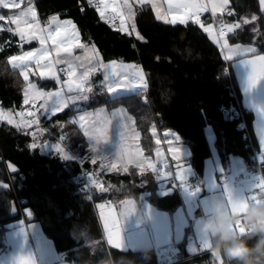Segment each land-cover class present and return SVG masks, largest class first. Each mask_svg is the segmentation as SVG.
Here are the masks:
<instances>
[{
    "label": "trees",
    "instance_id": "obj_1",
    "mask_svg": "<svg viewBox=\"0 0 264 264\" xmlns=\"http://www.w3.org/2000/svg\"><path fill=\"white\" fill-rule=\"evenodd\" d=\"M29 2L25 0L22 7L28 6ZM86 2L36 0L35 6L43 17L58 14L72 18L83 39L95 42L104 59L134 61L146 71L148 80L147 89L117 96L105 95L95 103H88L87 108H126L135 120L140 133L139 144L150 161L160 144L156 141L160 140L162 131H174L179 138L177 142L185 146L183 161L193 168L192 177L196 180H203L206 161L214 153L224 167L229 165L232 156H241L252 171L257 170L252 148L239 127V119L230 121L225 113L226 108L236 106L232 82L240 99L230 61L200 25L191 20L186 24L165 23L157 19L151 4L135 3L133 23L139 34L137 37L108 25L100 18L95 6L82 7ZM230 8L232 15L222 14V20L227 24H240V28L227 34L230 41L254 44L257 52H264L261 0H230ZM15 10L9 9V12ZM253 16L255 20H252ZM245 20L249 23L245 24ZM203 21L208 24L211 19L208 17ZM0 28H3L0 30V106L22 112L27 107L24 102L27 82L20 75V69L8 64V59L33 48L36 42L22 41L13 31L7 30H14L15 26L6 21H0ZM37 79L33 76L30 80ZM39 81L46 86L54 84L42 78ZM245 114L253 141L258 146L252 129L253 113L245 110ZM69 116L66 111L52 117L43 116V119H47L54 130L66 132L67 146L83 159L82 164L66 152L67 158L61 156L46 133H39L35 138L29 128L0 120V252L6 245L9 223L24 218L26 222H39L55 249L75 264H100L109 254L117 259L125 257L135 264H159L153 248L125 250L109 245L97 205L133 199L174 211L181 203L180 191L161 195L159 183L164 177L158 170L146 168L141 173L130 164L127 172H105L99 164H93L87 143L77 125L68 120ZM208 129L214 135V142L210 143ZM47 140L51 145L46 143ZM34 144L36 147H32ZM45 144L48 147L43 150ZM261 167L264 173V163ZM83 170L93 172L102 180L100 183L106 185L107 191L93 186L91 194L82 190L84 183L75 178ZM82 226L92 238L89 243L73 238V230ZM238 238L249 246H254L258 239L250 232ZM144 253L149 259H144ZM211 253L208 250L181 256L188 258L174 264H225L223 259L215 260Z\"/></svg>",
    "mask_w": 264,
    "mask_h": 264
},
{
    "label": "snow or ice",
    "instance_id": "obj_2",
    "mask_svg": "<svg viewBox=\"0 0 264 264\" xmlns=\"http://www.w3.org/2000/svg\"><path fill=\"white\" fill-rule=\"evenodd\" d=\"M24 0H0V9H18L20 10L18 14H14L10 17H5V15L0 14V21H6L11 25L15 26V29L8 28V31H13L14 35H18L22 41L31 42L33 40H38L40 47L34 51H27L23 55L13 56L8 59V64L12 68L20 69V75L23 77L25 82L29 81V62H34L37 68L46 69V71H40L39 75L41 78H54L58 83L60 82V75L55 70V66L58 64H67V79L63 81V84L67 87L69 93H77V95L69 96L65 99L62 95V91L57 92H42L37 90L36 85L33 83H28L27 87L24 89V102L29 104L30 102L35 107V100L38 98L44 99V104L40 105V108L45 112H51L53 115L62 110L64 107H67L69 101L75 100H87L88 96L85 93H90L92 88L89 86V76L91 73H94L98 68H105L108 65H105L103 62L98 61L97 67L87 68L80 76H77L76 70L73 68L71 62L67 59H62L61 54H65L68 57L73 55L74 48H87V45L79 42V33L76 29V26L70 20L60 21L59 17L54 16L49 19L48 25L42 27L37 16V12L34 6L29 2L27 7L22 8ZM90 3L93 0H89ZM140 4L152 3L153 9L156 11L157 19L163 20L165 23L171 24H186L189 20L200 25L203 30L209 34V37L213 39L214 43L220 44L222 50L228 49V53L225 55L226 60H231L233 58V53L240 55L242 54L240 49H231L228 48V42L225 38L226 33H232L234 29L240 28L239 23H229L227 25H222L220 30L214 31L212 25L207 27L201 22L200 14L209 10L208 3L205 0H167L169 11L172 12L171 17L161 13L160 9L156 6L153 0H137ZM229 0H219V2H212L211 11L213 16L216 15L217 9L221 12L225 10ZM261 4L264 5V0H261ZM123 7L128 9V14L125 16L124 12L119 10L116 6L114 0L112 3L109 0H99V4L96 6V10L102 20L106 23H110L115 26V22L119 19V31L127 32L128 31V20L134 18L135 13L132 11V4L129 0H123ZM109 9L111 10L112 15H108ZM173 9L175 10L173 12ZM229 15H232L231 12H228ZM256 17L253 16L252 20H255ZM245 24L249 23L248 20L244 21ZM55 24V31H52L51 26ZM132 29L135 30V24L131 25ZM3 30V28H0ZM51 41L52 48L49 50L46 45ZM52 52L56 53V56L49 61V57ZM243 52H252L255 53L254 48L244 49ZM98 53L95 52L93 46V55L88 57L89 62L98 58ZM79 59V57H76ZM44 61L42 64L41 62ZM246 65H250V72L248 75V87H255L257 82L261 79H264V56H254L252 59L242 60ZM116 61L111 62V66H115ZM59 71H65V69H60ZM107 79V77H105ZM127 80V77L123 78ZM142 79V77H141ZM142 87V85H139ZM124 87L123 81L116 85H109L108 91L115 92ZM55 97V100L51 104V107L48 106L49 100H52ZM261 112L264 113V109H261ZM18 115L24 117L25 115L33 117L36 114L32 111L27 113L21 112ZM7 119L8 123H13L11 114L8 117H5L3 110L0 109V120ZM87 117L81 116V128H84L85 123L87 122ZM38 120H29L26 123L31 125L36 123ZM112 121L107 120L104 122L103 126L100 128H87L85 129L84 134L89 137L90 140L94 141V146L92 147L93 152H97L98 147L95 145H101V142H106L109 139V126ZM262 130H264V121L261 122ZM125 127L124 124L119 123V130ZM153 135H155V129H153ZM165 137L173 136L176 141H179V138L175 136L172 132H165ZM61 140H64L65 137L61 136ZM120 139L123 140V133L120 132ZM157 144L160 143V140L156 141ZM171 145L172 141H168ZM264 144V141H262ZM36 147V145H32ZM55 150L64 158H67L65 153V148L60 145H55ZM169 152H171L173 159L179 160L181 148L178 147H169ZM159 155V153H157ZM103 155H97L93 157L92 163L97 162V158H102ZM115 158L120 161L121 169L124 172L128 171V164L132 163L137 167L141 173H143L146 168L156 171L155 165L148 160L143 158L139 150L136 152H129L124 147H121L120 151L115 155ZM261 162L264 163V156H261ZM103 166V165H102ZM117 165L112 163L109 170L116 169ZM15 169H13L14 171ZM223 171V170H221ZM186 174L191 175L190 169L179 168L176 172V179L180 181V186L190 197H195L201 192L200 186H189L186 182ZM167 175H171L170 173ZM159 176V174H158ZM89 180L92 185H95L100 188L101 191H107L106 188H103L99 185L97 179L93 175H89ZM210 191H214L217 188H221L220 195L213 196L212 199L205 201V211L207 213H215L221 208H230L234 214L243 215V210L247 207V203L250 200L259 202L261 198H264V176H257L254 178L250 184L246 187H242L240 190H235L230 185L229 181L222 177V182L217 184L212 178L207 185ZM128 206H133L134 202L124 201ZM101 209L100 216L103 220V227L106 233L107 243L116 249H123V241L121 234V227L119 219L116 218L109 207L107 215L104 212L105 205H97ZM151 210L149 209V212ZM30 214V213H29ZM240 226L237 225V228ZM201 247L203 250H210V241L206 236H200ZM212 255V253H211ZM12 264H36L35 259L31 253H23L13 257Z\"/></svg>",
    "mask_w": 264,
    "mask_h": 264
},
{
    "label": "crops",
    "instance_id": "obj_3",
    "mask_svg": "<svg viewBox=\"0 0 264 264\" xmlns=\"http://www.w3.org/2000/svg\"><path fill=\"white\" fill-rule=\"evenodd\" d=\"M109 2L112 3L113 0H109ZM129 2L130 3L132 2V11L135 13V6L133 5L135 0H129ZM205 2L208 3L209 10H211L212 2L218 3L219 0H205ZM148 4L152 5V3H148ZM160 5L165 10L166 12L165 15L170 18L172 12L169 11L167 0L160 1ZM34 8L37 12L38 20L42 27L47 26L49 19L54 16L59 17L60 21L70 20L76 26V29L79 33V42L87 45V48L85 49L74 48L73 54L76 53L77 56H82L80 57L81 59L78 62L74 61V59L67 58V60L71 62L73 68L76 70L77 76H80L87 68L97 67L98 61H101L105 65H108V67L98 68L96 72L90 74L89 86L92 88V91L90 92L92 97H98V96L103 97L105 95L117 96L121 94H126V93H131L134 91L147 89L148 87L147 74L140 64H137L134 61L124 60L122 58L112 59V60L104 59L102 56V53L99 51V48L97 47L95 42L86 41L83 39V36L77 24L74 22L72 18L61 17L58 14H53V15L46 17V23L42 24V22L39 19L40 14L38 13L36 6H34ZM262 9L264 10V5H262ZM19 11L20 10L17 9L13 12H9L8 17L14 14H18ZM110 11L111 10L109 9L108 14ZM126 11L128 13L127 8H126ZM174 11L175 10L173 9V12ZM228 12H232L230 8V0H229V4L227 5V7L225 8L223 12L217 9V13L214 16L215 18L214 21H211L208 24H204V21L202 23L204 24L205 27H207L208 25H212L213 30L216 31V23L222 20L221 15L228 13ZM131 23L133 24V19L131 20ZM55 27L56 25L52 24L51 26L52 31H55ZM135 30H136V27H135ZM135 30L132 29L131 31L128 30L127 32L134 33L138 37L139 34L137 30L136 32ZM33 41L36 42L35 46L29 50H26L25 52L34 51L35 49L40 47L38 40H33ZM93 46H94L95 52H97L99 55L96 60H93L90 63L88 60V57L93 55ZM46 47L49 50H51L52 48L51 41L47 43ZM237 48L241 50L242 54L240 55L234 54L233 57L236 58V61L234 62L233 65H230L231 71L233 75L235 76V80L239 88L240 102L243 108L246 111H250L253 113L252 129H253V132L256 138V142L258 143V146L264 147V144H262V141H264V131L262 130V126H261V122L264 121V113L261 112V109H264V79L259 80L257 84L255 85V87L249 88L248 87V75L251 70L250 65H246L242 62V60L252 59L254 56H264V52H257L258 48L254 46V44H250V43H241V42L236 43L233 49H237ZM248 48H254L255 53L243 52L244 49H248ZM222 51L225 56L227 54L226 49H223ZM25 52L16 54L13 56H20V55H23ZM55 56H56V53L52 52L51 56L49 57V61H51ZM63 56H65V54L62 53L61 57ZM112 61H116V65L114 67L111 66ZM41 63L43 64L44 61H42ZM60 67L67 68L68 65L67 64L56 65L57 72H58V68ZM118 67L121 69L117 70ZM28 69L29 70L35 69V71L37 72V75H39L40 71H42L41 69L39 70V68L37 69V66L35 65L34 62H29ZM105 77H107V79H105ZM124 77H127V80H124L123 79ZM42 79L47 80V78H42ZM122 81L124 84L123 88L115 92H111V93L108 91L109 85H116V84L121 83ZM139 85H142V87H140ZM50 86H55V83L49 85L48 87ZM48 106L51 107L49 102H48ZM87 106H88V103L81 102L78 106L77 111L74 112V114H70V116L68 117V120L74 123L75 125L79 124L78 120L80 121V117L81 116L86 117V114L89 112L88 110L91 109V108H87ZM71 108H72V105L71 107L69 105V108L65 110H61L53 115L50 111L49 112L43 111L39 106L40 111H42L40 115L46 116V117H52V116H55L57 114H60L66 111L68 112V109L71 110ZM92 108H96V110H98L97 114L99 115V118H98L99 122L97 124L94 123L95 124V125L93 124L94 127L92 125L88 128L102 127L103 123L101 124V126H99L100 118L101 117L105 118L107 115L110 116L111 118L113 117V115H115L117 117V121H116L117 124L122 123L125 125V127L119 130L120 132L123 133V140L121 139L119 140L120 145H117V147H112V144L109 143L111 139L110 132H109V139L106 141L108 144L106 142H101L102 143L101 145H95L96 147L99 146L98 149L101 154H98L97 152H93L91 149H89L90 143L92 142V140L88 139L89 137L84 134L85 137L88 139V142H90L88 146V150H89V158L91 161L93 157H97V155H103L102 158H97L96 163L99 164V167L103 168L105 172H110V171L112 172L115 169L109 170L110 167H107L105 163H107V161H110L112 159L114 160L115 154H117L120 151L121 147H124L127 151L133 152V153L139 150L142 154V157L147 158L144 154L143 149L141 148L139 144L140 133L136 128L135 120L133 116L127 111L126 108L115 107L113 109H109L106 106H98V107H92ZM35 125L38 126L37 122L35 123ZM29 129L35 132H37L38 130V129L37 130L33 129L32 127ZM207 133H208L209 139L211 140L210 143L214 142L212 141L214 140V135L211 132V130L208 129ZM92 143L94 146V141ZM53 144L60 145L59 143L54 142V141H53ZM65 152L67 151L65 150ZM182 153L185 154L186 150L184 149V152ZM69 154L70 156L73 155V153H69ZM217 163H218L217 164V176L219 177L217 184H220L222 182V179L220 176L227 175L228 177L226 179L229 181L233 189L240 190L242 187H246L248 184H250V182L254 179L250 176L252 172L251 167L247 164L245 159L241 156H232L230 159L229 165L227 167H224L223 165H221V163L218 161V158H217ZM130 164L132 163H129L128 165ZM153 164L156 167V171L158 168V171L160 172V176L164 177V180H162L159 183V193L161 195H165V194L172 192L173 189L177 188L176 186L178 183H180V181H175L174 178L171 176L173 173L176 174L175 171H173L172 165L166 166L167 171H165L164 170L165 168L162 167L161 163H153ZM184 169H190V172H191L190 176L186 174V178L194 176V170L190 165L185 164ZM169 173L171 175H167ZM238 175L244 176V179L239 183L236 182V178ZM201 182H203L202 184L206 183L205 180H202ZM220 193H221V188H217L214 191H210L207 186L206 188L201 190L200 194H198L195 197H190L186 193H183V195L181 196V203L174 211L160 209L149 201H136L132 199V201L134 202V206L136 208V209L134 208L135 212H131L129 210L131 208L130 207L126 211V213L128 214V218H132L134 214L138 217V220H136V223L134 222L131 224L134 227L135 245H141V243H143L144 248H153L154 251L155 249H159V250L165 251L166 253L177 252L180 256H185L188 254L193 255V254H198L201 251L202 252L208 251V250L202 249L201 242H200V238H201L200 236H206L208 237L210 241V250H211V237L208 234H201L199 232L200 226L204 223L206 219L216 217L219 215H223L227 213L229 210L231 211L232 214H234L230 208H221L215 213H207L205 211L206 205L204 202L212 199L213 196L215 195H220ZM180 194H181V189H180ZM129 200L131 199H125V201H129ZM252 201L253 200L248 201L247 207L243 210V215L247 211L248 204ZM260 201L259 202L255 201V202L260 203ZM106 203H109V202H106ZM110 208L113 214L115 212L114 207L110 206ZM149 209L151 210L150 212H149ZM108 210H109V207L105 208V211H104L105 214L108 213ZM234 215H240V214H234ZM243 215H240V216H243ZM22 219L24 220V218ZM22 219H19V220H22ZM99 219L103 226V220L101 219V216ZM241 223H244V222L242 220L237 221V223L234 225V231L238 235V237H240L241 235L247 232H250L247 227L237 228V225L240 226ZM135 231H139L137 235L135 234ZM140 231L146 234L145 242L142 241L143 235L142 233H140ZM21 239H23V235L21 234L14 235V237L10 241L6 240V237H5L6 246L9 247L10 250L14 251L12 246L17 245L21 241ZM41 240L43 241V239Z\"/></svg>",
    "mask_w": 264,
    "mask_h": 264
},
{
    "label": "rangeland",
    "instance_id": "obj_4",
    "mask_svg": "<svg viewBox=\"0 0 264 264\" xmlns=\"http://www.w3.org/2000/svg\"><path fill=\"white\" fill-rule=\"evenodd\" d=\"M153 1L156 4V6L160 9L161 13L165 15L166 12L160 5V1H162V0H153ZM135 3H138L137 0H135L133 5H135ZM131 4H132V2H131ZM8 13H9V9H0V14L5 15V17H6V15H7V17L9 16ZM135 32H136V30H135ZM224 39H226L227 42H228V48L233 49L234 45H236V42H231L230 39L228 38V36H225ZM219 46L221 47L220 44H219ZM254 46H256V45H254ZM226 51L228 53V49H226ZM234 54L235 53H233V56H234ZM76 57H79V59H76ZM80 57H82V56H77V54L74 53L71 57H68V56L65 55V56H63L61 58L62 59H67V58L68 59H74V61L78 62L81 59ZM235 61H236V58L233 57L230 60V65H233ZM40 69L42 71H46V69L39 68V70ZM119 69H121V68L118 67L117 70H119ZM55 70L57 71L56 66H55ZM34 75H36L38 77V79L31 81L30 79ZM66 79H67V77L63 78L62 80L60 79V82L58 83L54 78H47L46 81H50V80L53 81L55 83V86H52V87H48L46 85L44 86L39 81V80H41L40 75H37V72L35 71V69H33V70H29V81L27 82L25 88L27 87L28 83H33V84L36 85L37 90L42 91V92L62 91L63 97L65 99H67L69 96L77 95V93H75V92L69 93L67 91V87L63 84V81H65ZM85 94L88 96L87 100L79 99V100H75V101H69L67 107H64L62 110H65V109L69 108V105H70V107L72 105L71 110L68 109V113L74 114V112L77 111L78 106H79V104L81 102H83V103H91V102L95 103L99 99V96L98 97H92L91 93H85ZM24 99H25V97H24ZM54 100H55V97H53L52 100H49L50 106H51V104L53 103ZM42 104H44V99L43 98H38V99L35 100V106L37 107L39 115L42 112V111H40L39 106L42 105ZM26 105H27V107L24 109V111H22L24 113L29 112V108L28 107H29V105H33V104L30 102L29 104H26ZM0 109L3 110V113H4L5 117H8L9 114H11V118L13 120V123H11L12 125H15L16 127H19V126L27 127V128H31L32 127L35 130L38 129L39 132H38V130H37V132H35V131H32L30 129L31 133H33V136L35 138L39 137V133H44V131L39 126H36L35 123H32L31 125H28L26 123L29 120H37V118L35 117L36 115L33 116V117H30V116H27V115H25L24 117H21L20 115H18L21 112L14 111L12 109H5V108H2L1 106H0ZM59 111H61V110H59ZM59 111H57V112H59ZM88 111L89 112L86 114V117L88 119H87V122L85 123L84 128H81V123H80L79 120H78L79 124H77V127L81 131L82 136L84 137V140L87 143V147L89 146L90 142H88L89 138L87 139L85 137V135H84L85 129H87L88 127L92 126L94 123L97 124L99 122V119H98L99 115L97 114L98 110H96V108H91ZM3 120L7 121V119H3ZM107 120H111L112 121L111 125L109 126V132L111 133V139H110L109 143L112 144V147H117V145H120V141H119L120 140V131H119V128H118V124L116 122L117 121V117L115 115H113L112 118L110 116H108V115L105 118L101 117L99 126H101L102 123L104 124V122L107 121ZM37 124H38V122H37ZM94 125H93V127H94ZM92 142L90 143V147H89V149H91V150H92V147H93V143ZM46 143L51 145L50 141H47ZM53 145H56V144H53ZM170 146L171 147L181 148V153H180V159L179 160L173 159L171 152H169V150H168ZM47 147H48L47 144L42 146L43 150H45ZM97 147L99 148V146H97ZM184 147L185 146L182 145V143H179V142L172 143L171 145L169 144L167 147L159 144V145L156 146V148L154 150V158H153L152 162L153 163H161L162 167L165 168L164 169L165 171H167L166 170L167 169L166 166L172 165L173 171H175V173H176L178 171V167L179 168H184V165H185V163L183 161V158H182L183 157L182 155H184L182 153V152H184V149H185ZM65 150L67 151L66 153L69 156H70L69 153H73V151L71 149H69V147L68 148L65 147ZM97 153L101 154L99 149L97 150ZM157 153H159V155H157ZM112 163H115L116 165H118V167H117L118 169H115L113 171L124 172V171H122V169L120 167L121 166L120 161L118 159H116V158H114V160L112 159L110 161H107V163H105V165H107V167H110V165ZM217 164H218L217 163V156L214 153V155L211 158H209L206 161V164H205V172H204V175H203V180H205L206 183L201 184V182H200L201 179L197 178L198 179L197 180L198 181L197 185L200 186L201 190L206 188L207 184L210 182V180L212 178H214L215 182L218 183L219 177L217 176ZM157 170H158V168H157ZM171 176L174 178L175 181H179V180L176 179V174L173 173ZM188 176H190V175H188ZM223 176H225V175L220 176L221 179H222ZM95 178L97 179L98 183H100L102 181V180L100 181V179L98 177H95ZM88 182H89V184L91 183L89 179H88ZM92 186L93 187H97L95 185H92ZM103 188H106V185ZM97 189H100V188L97 187ZM183 193H184V191L181 188V196L183 195ZM124 201H125V199H123V200H121L119 202H111V203L101 202V203H98V205L103 204V205L106 206L105 208L110 207V206L114 207V211L115 212L113 213V215L116 218H118L119 222H120L121 233H122V241H123V249H125V250H127V249H139V248L142 249V248H144L143 243H141V245H135V243H134V227L131 225L134 222L136 223V220H138V217L134 214V216L132 218H128V214L126 213V211L130 207L131 208L129 210L131 212H135L134 211L135 206H134V204H133V206H128L125 203H123ZM131 201H132V199H131ZM97 209H98V216L100 218L101 209H99V208H97ZM104 211H105V209H104ZM103 231H104V235H106L104 227H103ZM138 232L139 231H135V234L137 235ZM140 233H142V235H143L142 241L145 242V239H146L145 235L146 234L143 233L142 231H140ZM16 234L23 235V239H21V241L17 245H15V246L13 245L12 246L14 251L10 250V248L5 245L4 249L0 252V264H12L13 257H15L16 255L20 254L21 252H23L25 254L31 253L33 255L34 259H35L36 264H75L73 261L67 260L66 259V255H63L61 252H59V251H57L55 249L52 241L45 236V234H44V232L42 230V227L39 224V222H36V221L26 222L23 219L22 220L18 219L17 221L15 220V221L9 223L8 229H7L6 235H5L6 240L10 241L14 237V235H16ZM105 238H106V236H105ZM41 239H43V241Z\"/></svg>",
    "mask_w": 264,
    "mask_h": 264
},
{
    "label": "clouds",
    "instance_id": "obj_5",
    "mask_svg": "<svg viewBox=\"0 0 264 264\" xmlns=\"http://www.w3.org/2000/svg\"><path fill=\"white\" fill-rule=\"evenodd\" d=\"M243 221L252 236L258 237L254 246L238 238L234 231L237 221ZM201 234L211 237V252L215 260L223 259L225 264H264V198L260 203L252 201L248 204L243 216L234 215L229 210L223 215L208 218L200 226ZM73 238L89 243L92 239L87 229L82 226L73 230ZM144 259H149L144 253ZM100 264H135L125 257L115 258L106 255Z\"/></svg>",
    "mask_w": 264,
    "mask_h": 264
},
{
    "label": "built area",
    "instance_id": "obj_6",
    "mask_svg": "<svg viewBox=\"0 0 264 264\" xmlns=\"http://www.w3.org/2000/svg\"><path fill=\"white\" fill-rule=\"evenodd\" d=\"M35 1L36 0H30L31 4L33 6H35ZM114 1L116 3V6L118 7V9L123 11L125 16H127L128 13L126 11V8L123 7V0H114ZM98 4H99V0H93L92 3H90L89 0H87V2L82 7H84L85 5H93V6L96 7ZM108 15H112L111 11L109 12ZM208 17L211 19V21L215 20L211 10H209L207 12H203V13L200 14L201 22H203L204 18H208ZM39 19L42 22V24L46 23V17H43V16L39 15ZM107 24L110 25L113 28L118 29L119 28V19L116 20L115 26H113L110 23H107ZM127 24H128V30L131 31L132 30L131 20H128ZM222 25H227V22L224 21V20H220V21H218L216 23V31L217 32L220 30V27ZM227 34L228 33H226V35ZM60 69H65V71H59ZM227 72H229V67H227ZM58 74L60 75L61 80L63 78H65V77H67V68L66 67L58 68ZM231 88H232V91H233V93H234V95L236 97V106L226 108V112H225L226 116H227V118L230 121L234 120L235 118L239 119V127H240L241 130L244 131V135L249 141V146L252 148L253 158H254V161L257 164L258 168H257V170L252 171L250 176L252 178H256L257 176H264V173H263L262 167H261V164H262L261 156H264V147H260V146L255 145V142L253 141L252 132H251V130L249 128V125H248V122L246 120L245 109L243 108V106H242V104L240 102V99H239V97L237 95L238 93L236 91L235 84L233 82L231 83ZM28 108H29V111H32L33 113L36 114L35 117L38 120V126L44 131V133H46L48 135V137L50 139H52V141L57 142L61 146L68 148L67 143H66L67 142V134H66V132L64 130L56 131L52 127H50V125L48 123V120L45 119V118L43 119V116L38 114L36 106L34 107L33 105H29ZM165 132H172L176 136V133L174 131H169V130L162 131V133L160 135V144L161 145L167 147L169 145L168 141H172V143L177 142L173 136L165 137V135H164ZM61 136H64L65 139L61 140L60 139ZM72 156H74L81 164L83 163V159L81 157L77 156L74 153H73ZM89 175H93L94 176L93 172L87 171V170H83L80 175L76 176L75 181H77V182H81L82 181L84 183V189H82V190H85V191H87V192H89L91 194L92 185H91V183L89 184V182H88ZM243 179H244L243 175H238L237 178H236V182L239 183ZM186 182H187V185L193 186V187L197 186V184H198V181L195 178H193V177H187L186 178ZM99 185L104 187L103 183H99ZM176 187L177 188H175L173 190L180 191V189H181L180 183H178ZM99 203H101V202H99ZM240 227L241 228H245L246 226H245L244 223H241ZM155 253L157 255V259H158L159 264L179 263V262L184 261V260H186L188 258V257H181L177 252L166 253L165 251H162V250H159V249H155ZM202 253H203L202 251L199 252V254H202Z\"/></svg>",
    "mask_w": 264,
    "mask_h": 264
},
{
    "label": "water",
    "instance_id": "obj_7",
    "mask_svg": "<svg viewBox=\"0 0 264 264\" xmlns=\"http://www.w3.org/2000/svg\"><path fill=\"white\" fill-rule=\"evenodd\" d=\"M224 177H225V178H227L228 176H227V175H225ZM202 183H203V182H201V184H202Z\"/></svg>",
    "mask_w": 264,
    "mask_h": 264
}]
</instances>
